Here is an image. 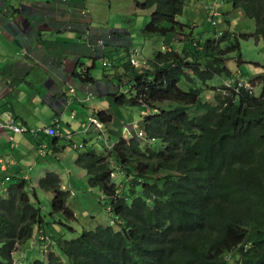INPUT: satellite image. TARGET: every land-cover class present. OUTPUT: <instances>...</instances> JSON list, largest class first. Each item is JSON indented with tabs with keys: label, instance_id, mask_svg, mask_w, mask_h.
<instances>
[{
	"label": "trees",
	"instance_id": "1",
	"mask_svg": "<svg viewBox=\"0 0 264 264\" xmlns=\"http://www.w3.org/2000/svg\"><path fill=\"white\" fill-rule=\"evenodd\" d=\"M185 2L133 0L135 11L150 10L143 39L153 45L183 34L177 18ZM232 2L254 19V32L224 28L217 39L191 38L180 52L154 51L151 69L140 73L128 62L133 79L126 93L112 96L118 107L150 110L143 139L133 132L106 154L77 157L89 186L102 192L113 225L81 229L71 241L58 222L48 223L47 233L41 210L19 191L23 182L0 194V264H264V74L250 80L240 66L237 73L227 68L229 60H243L240 41L264 45V0ZM239 77L260 93L238 87ZM207 89L215 103L203 100ZM96 117L104 125L112 119L103 112ZM111 169L122 172L123 182L110 180ZM42 185L53 193L50 216L74 218L58 176L48 174Z\"/></svg>",
	"mask_w": 264,
	"mask_h": 264
},
{
	"label": "crops",
	"instance_id": "2",
	"mask_svg": "<svg viewBox=\"0 0 264 264\" xmlns=\"http://www.w3.org/2000/svg\"><path fill=\"white\" fill-rule=\"evenodd\" d=\"M94 1L0 0V123L9 113L14 125L24 129L18 134L0 127V194L3 196L25 182L27 186L22 185L19 191L37 200V187L47 190L42 182L54 173L61 190L75 198L80 193L76 189L89 186L87 172L75 165L77 157L106 154L107 140L114 144L119 139H128L125 128L128 130L138 122L128 117L122 119L118 122L121 137L107 134L101 140L91 125L98 112L110 115L113 122V112L122 114L121 110L129 107L128 104L118 107L112 94L126 93L132 76L128 57L131 49L136 48L127 32L131 20L116 22L110 17L113 2L117 8V2L120 5L128 0ZM99 1L105 2L106 14L98 12ZM133 15L132 9L129 16ZM140 36L146 45L139 48L143 59L150 60L154 47L141 33ZM99 41H107L104 49L97 45ZM103 60L112 63V67L98 76L97 65L102 67ZM74 73L94 81L83 83ZM47 128L57 131L58 137L48 136Z\"/></svg>",
	"mask_w": 264,
	"mask_h": 264
},
{
	"label": "rangeland",
	"instance_id": "3",
	"mask_svg": "<svg viewBox=\"0 0 264 264\" xmlns=\"http://www.w3.org/2000/svg\"><path fill=\"white\" fill-rule=\"evenodd\" d=\"M217 1H218L217 8H218L219 15L218 17L215 18L216 19L215 21L218 23L221 22L220 24H218L217 28L212 27L205 20L206 19V11L204 10L205 9L204 5L206 3L205 0H193V2H191L190 0H186L184 15L182 17H178V20L181 21L182 23H186L187 21L188 22L187 24H189V26L194 25L193 37L201 42H205L206 40L213 38L214 34L219 29H224V28L226 29L227 24L224 23L223 21H225L226 18L228 17H229L228 21L230 23H232L233 21V23L231 24V29H230L232 31L231 32L232 34H234L235 31H237L236 33H240V34H249V33L254 32V29H255L254 21L249 22V19L247 18L245 14L242 15L240 11L235 10L233 8V3L230 0H217ZM93 2L95 3L94 0ZM240 5L241 7L243 6L242 4ZM120 6H121V9H120ZM96 7H97L98 12L101 13L102 15L108 12L107 7L105 6V2L99 1ZM113 7L114 8H112L111 13H110L111 21L121 22V21H127L130 19L132 22V26L128 28L127 32L133 37L132 39L133 46L145 48L146 45L141 39L140 33H141V29L145 27L149 21L148 16L150 14V10L148 14H146L145 11H142L141 13L136 14V16H129L133 8L132 0H128L127 2L125 1L123 3H120V5H119V2H117V8H115V3L113 2ZM118 8L119 10L116 11V9ZM228 14H231V15L228 16ZM110 27L111 28L113 27L112 23L110 24ZM188 31H189V28H185L183 30V33L186 34ZM185 42H187L186 36H176L175 39L172 38V41L167 40L164 43H166L168 46L172 45L169 47L172 51L180 52L182 48L184 47ZM257 44L258 42H256L254 39L240 41L238 52L242 54L243 60L238 61L235 58L236 55L231 54L229 55V59L231 58H235V59H231L227 62V68L231 69L232 72L237 73L238 66H240L241 68L239 69V71L243 73L245 77L249 78L250 80L254 77L262 76L264 74V66H263L264 65V45L263 44L257 45ZM155 45H161V42L157 41L155 42ZM249 61H254V63H247ZM249 65H252L253 68L249 67ZM96 72L98 73L97 74L98 76H101L102 74H104V72H106V70H104L100 66V64H98ZM240 78L241 77H239V79ZM244 81L248 82L245 78H244ZM113 84L116 85L117 83L113 82ZM211 84H213L214 86L220 85L219 81H216V80L211 82ZM250 85L246 86L247 89L251 90L255 94L260 93L261 88L259 86L256 85L254 88L253 85L251 86ZM203 100L207 102L215 103L214 98H213V92L210 89H207L206 93L204 94ZM141 109L142 107H139V106H136V107L129 106L128 108H126V110L124 109L121 110L122 114L113 112L114 120L113 122L105 126V129H107L105 130L106 131L105 134H113L116 137L120 138L121 136H120V132L118 131V127H119L118 122L121 121L122 119H127V117L130 120L134 119L135 121H142V118L145 116L146 112H145V109H143L142 111ZM105 115L106 117L110 116L107 114ZM122 116L126 118H121ZM68 146L69 144H67V147ZM110 164L112 166V163ZM123 180L124 179L122 177L120 179H117L116 184L123 182ZM77 187L80 188L81 184L78 183ZM75 191L80 192V193H76L75 198H73L74 196L71 194V197L70 199H68L67 204H68L69 209L74 213L78 222L71 221V224L69 226H71L72 228L74 227L76 229L77 228L79 229V228L85 227V225L93 221L94 225L90 226L89 229L94 230V228L97 225H102V226L110 225L111 218L108 214V210L106 209L107 207L105 205V201L103 200L102 193L100 189H98V187H94V186L89 187L87 184H85L84 190L76 189ZM51 195L52 193L48 192L47 190L42 189V187L39 186L37 187V200L38 201L32 199L34 206L41 210L42 217L45 221L44 223H45V229L47 233H49L52 229L49 226H47L48 223L58 222L59 224H62L65 226L66 224H68V222H66V218L63 215L62 216L53 215V217L50 216V213H51L50 203L52 200ZM69 196H70V193H69ZM84 196L86 197V199ZM59 224L58 226H60ZM51 227L53 226L51 225ZM60 228L64 229L62 227ZM61 232H62V237L64 238V240H68L69 236L72 234V231L68 228ZM17 257H18V253L15 254L14 258L16 259Z\"/></svg>",
	"mask_w": 264,
	"mask_h": 264
},
{
	"label": "clouds",
	"instance_id": "4",
	"mask_svg": "<svg viewBox=\"0 0 264 264\" xmlns=\"http://www.w3.org/2000/svg\"><path fill=\"white\" fill-rule=\"evenodd\" d=\"M191 2H193V0H190ZM231 2L233 1V0H230ZM205 5H204V10L206 11V22L208 23V24H210L212 27H214V28H217L218 26H216V21L215 20H213V18H216L218 15H219V12H218V1L217 0H205ZM233 3V2H232ZM233 8H234V4H233ZM133 9V8H132ZM235 10H238V11H240L241 13H242V15L243 14H245L244 13V11H242L241 9H238V8H234ZM185 11V10H184ZM133 12H138V11H135L134 9H133ZM231 14H228V16H230ZM246 15V14H245ZM183 15H181V16H179V17H182ZM247 16V15H246ZM247 18L249 19V22H252V21H254V19H251V18H249L248 16H247ZM227 19H229V17L227 18ZM177 20H178V18H177ZM178 22H180L181 23V21H179L178 20ZM254 23H255V21H254ZM181 24H183V23H181ZM231 24L232 23H230V25H229V27H227L226 29H228V30H230L231 29ZM183 25H185V28H189V31L186 33V34H180V35H176V34H173V35H168L167 37H165L163 40H161V45H155V44H153L152 45V47H154V51H161L162 53H166V52H171L172 50L169 48L170 46H172V45H167L166 43H164L165 41H167V40H171L172 41V38H174L175 39V37L176 36H186L187 37V42H185L184 43V47L183 48H187V46H188V44H189V41H190V39L191 38H193L195 41H198L197 39H195L194 37H193V28H194V26H189V25H187V24H183ZM184 28V29H185ZM223 29H219L215 34H214V37H215V39H217L218 37H221L222 36V31ZM232 32V31H231ZM106 42L107 41H99L98 43H97V45L99 46V47H101V49H104V44H106ZM170 42V41H169ZM201 42V41H200ZM164 43V44H163ZM195 44V43H194ZM181 45V44H180ZM257 45H261L260 43H258ZM140 47H136V48H132L131 49V51H130V54H129V57H128V62H129V64H130V66L134 69V70H136V71H138V73H140V72H142V71H144V70H149V69H151L150 68V60L153 58V56L154 55H152V58L149 60H144L143 59V55H142V51H141V49H139ZM182 48V47H181ZM182 48V49H183ZM153 51V52H154ZM137 52V61H138V65L137 66H135V65H133L132 63H131V59H132V56H134L135 55V53ZM175 52H177V51H175ZM24 53V55H28V53L27 52H23ZM103 63H106L107 65L106 66H104L103 65ZM264 66V65H263ZM112 67V63H110L109 61H107V60H103L102 61V68L103 69H109V68H111ZM132 69V70H133ZM230 71H231V69H229ZM232 72V71H231ZM233 73V72H232ZM132 76H131V78H130V81H132ZM239 79V78H238ZM240 80V82H238V84H237V86L238 87H241V88H245V89H247V85H250L249 84V82H246V81H244L242 78H240L239 79ZM129 81V82H130ZM223 82V85L225 86V87H228V88H231V85L229 84L230 83V81H222ZM232 84V83H231ZM128 85V84H127ZM245 86V87H244ZM251 86V85H250ZM255 88V87H254ZM249 90V89H248ZM116 90H114L113 92H115ZM237 91V90H236ZM226 91H224L223 92V94H226L225 93ZM112 95H119V93H114V94H112ZM145 116H149L150 115V110L149 109H146L145 110ZM104 113V112H103ZM6 114H8V113H6ZM144 116V117H145ZM144 117L142 118V121H138L137 123H135V124H131L130 126H129V128H128V130H127V128H125V130L127 131V133L126 134H128V139H130L131 138V134L134 132L135 134H136V137L138 138V139H143V137H144V134H143V130H142V128H141V126H142V123H143V121H144ZM13 119V118H12ZM131 120H134V119H131ZM13 122H14V120H13ZM111 122H112V119H111ZM110 122V123H111ZM110 123H108V124H110ZM108 124H106V125H104L98 118L97 119H91V125L92 126H94L95 128H96V130L99 132V134L101 135L100 136V140L101 139H106V135L107 134H105V126H107ZM138 124H140V125H138ZM100 125V128L98 127ZM17 127V126H16ZM136 127V128H135ZM19 128H21V127H19ZM22 130H23V132H24V129L23 128H21ZM11 130V129H10ZM15 133V132H14ZM22 133V132H21ZM19 134V133H18ZM54 137H58V133H57V131H56V136H54ZM128 139H125V140H128ZM107 148H108V151H110L112 148H113V146H114V144L112 143V142H110V141H108L107 140ZM111 173H110V180L111 181H114V182H116V180L117 179H119L121 176H122V172L118 169V170H112L111 169ZM5 181H8V178H5ZM61 189V188H60ZM63 191V190H62ZM64 192H66V191H64ZM67 193H68V191H67ZM102 193V192H101ZM69 194V193H68ZM71 197V195L70 196H68V199ZM67 207H68V204H67ZM69 208V207H68ZM108 210V209H107ZM73 213V212H72ZM73 215H74V213H73ZM65 217V216H64ZM66 218V222H68V224H66V226L64 227V229H62V231L63 230H65V229H70L71 231H72V234L69 236V238H68V241H71V240H74V239H76L77 237H79V231L81 230V229H87V230H91V229H89V227L90 226H92V225H94V222L92 221L91 223H89V224H87V225H85V227H82V228H72L71 226H69L70 224H71V221H74V222H78V220L76 219V217H75V215H74V218H72V219H68L67 217H65ZM112 219V218H111ZM110 219V225H113V219L111 220ZM58 226V225H57ZM98 226H102V225H97L95 228H97ZM59 227V226H58ZM94 228V229H95ZM53 250H54V248H52ZM52 250V251H53ZM55 251V250H54Z\"/></svg>",
	"mask_w": 264,
	"mask_h": 264
},
{
	"label": "built area",
	"instance_id": "5",
	"mask_svg": "<svg viewBox=\"0 0 264 264\" xmlns=\"http://www.w3.org/2000/svg\"><path fill=\"white\" fill-rule=\"evenodd\" d=\"M131 63L135 66L138 65V61H137V52L135 53L134 56H132V59H131ZM104 66H106L107 64L106 63H103ZM0 127H6L8 129H11L13 132L15 133H21L23 132V130L19 127H16L14 125V122H13V119H12V116L11 114H5L4 117H3V121L2 123H0ZM100 128V125L98 126ZM45 133L50 136V137H54L56 136V131L53 130V128H47L45 130Z\"/></svg>",
	"mask_w": 264,
	"mask_h": 264
}]
</instances>
